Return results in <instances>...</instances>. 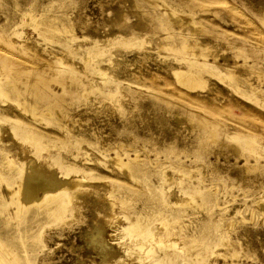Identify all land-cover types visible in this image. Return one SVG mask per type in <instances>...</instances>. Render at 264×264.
<instances>
[{"label": "rangeland", "instance_id": "rangeland-1", "mask_svg": "<svg viewBox=\"0 0 264 264\" xmlns=\"http://www.w3.org/2000/svg\"><path fill=\"white\" fill-rule=\"evenodd\" d=\"M167 1L200 28L173 23L151 0H0V83L18 93L0 95L1 264H117L115 249L134 243L125 227L142 209L154 213L156 232L137 238L144 264L166 247L156 242L161 236L180 243L163 264H264V102L247 96L252 85L264 91V0ZM52 26V39L38 34ZM181 30L212 41L206 59L215 72L246 61L238 85L206 69L205 83L182 82L172 68L194 55L159 48L181 47ZM116 153L135 158L133 175L111 159ZM30 156L48 174H81L87 191L63 198V213L48 202L19 209L8 183L21 179ZM160 170L175 180L162 182ZM197 188L204 202L197 195L194 204L176 203Z\"/></svg>", "mask_w": 264, "mask_h": 264}, {"label": "bare ground", "instance_id": "bare-ground-1", "mask_svg": "<svg viewBox=\"0 0 264 264\" xmlns=\"http://www.w3.org/2000/svg\"><path fill=\"white\" fill-rule=\"evenodd\" d=\"M152 2H154L156 5H158L159 7L162 8V11H163V14H165L166 18L170 21H172L173 23H177V24H180V26H183L184 24L186 23H191L193 25H195V29H199L200 26H197L193 20L191 18H189L188 16L182 14L175 6L171 5L167 0H151ZM29 18H32V15L29 13L28 14ZM160 16H158V18H160ZM26 18V17H25ZM36 21V20H35ZM38 26L40 24V22L37 23ZM22 25V24H21ZM64 29L63 31L67 34V33H71V29L70 26H67L66 24L64 25ZM179 26V25H178ZM161 28L162 29H167L165 27L164 24L161 25ZM181 28V27H180ZM54 29V26L51 27V29H40V34L41 36H44L46 38H49V39H52L53 37L51 36V31ZM60 30V29H59ZM142 27H139V29H137L136 27L134 28V31H142ZM130 31V30H129ZM128 31V32H129ZM132 31V30H131ZM192 33H195L196 31H192L190 30ZM200 31V30H199ZM198 31V32H199ZM203 31V30H202ZM39 32V31H38ZM191 32H189L191 34ZM205 32V31H204ZM132 33V32H131ZM181 33H182V30H181ZM73 34V33H71ZM69 35L67 34L70 38V41L71 39H74L75 36L73 35ZM196 34V33H195ZM173 34L171 35H166L165 38L167 40H170V38L172 37ZM182 37V43H181V47H175L173 46L172 47V44L169 42V41H161V43L159 44V48L160 49H164V48H173V49H183L187 52H189L190 54L194 55L192 57H188V58H184L182 59L181 62H179L180 65L178 66H174L172 69L175 73L179 74L182 80V82H184L186 85H188L189 87H195V86H198V85H201L203 83H205L207 81V79L203 76V71L204 69H206L211 75H217L218 77H221L223 75L222 78H228L231 82H235L237 85H238V80H239V77H240V72L238 70L239 67H242L243 65L246 64V61L240 63L238 60H235L233 64H227V66L225 67V72H215V70L213 69V67L211 65L208 64L207 62V51L209 52L210 49H212V41H207L206 39L203 40L201 39L199 36H196V35H186V33H182L181 35ZM67 39V38H66ZM172 39V38H171ZM69 40V39H67ZM75 40V39H74ZM73 41V40H72ZM71 41V42H72ZM74 42V41H73ZM158 48V49H159ZM216 49V48H215ZM224 49V48H223ZM227 49V47L225 48ZM2 50V49H1ZM184 51V52H185ZM8 53V52H7ZM102 53V52H101ZM210 53V52H209ZM213 53V52H212ZM211 53V54H212ZM215 53V52H214ZM217 53V52H216ZM219 53V52H218ZM89 54V53H88ZM99 53L93 55L92 56H89L87 58V60H91V58L93 57H96L98 56ZM102 55V54H101ZM213 55V54H212ZM190 56V55H189ZM218 55L216 54L215 55V59ZM214 57V56H213ZM236 57H237V54H236ZM246 59V58H245ZM213 60V59H212ZM109 62H111L112 60L111 59H108ZM107 61V62H108ZM179 61V60H177ZM215 61V60H214ZM99 62H95L94 64H96L95 66V72L102 78V80H106L107 78V74H106V71L103 70L102 68H100L99 66H97ZM252 65V64H250ZM251 70V69H250ZM252 73V72H251ZM242 75V74H241ZM245 76V75H244ZM259 76V75H258ZM246 77V76H245ZM250 78V76H249ZM248 78V79H249ZM259 78V77H258ZM227 79V80H228ZM260 79V78H259ZM237 81V82H236ZM252 85V84H251ZM96 86V85H95ZM27 87V86H26ZM97 87V86H96ZM100 89V88H99ZM91 90V89H90ZM182 91V90H181ZM14 91L11 90L10 88H8L7 86L3 85L2 83H0V95L3 93V94H6L5 96L7 97L8 94H11L12 96L16 95L18 96V93H13ZM264 92V91H263ZM262 90L258 89V88H254V86L252 85V89H250V92L247 93V96L248 98L250 99H261L263 102H264V98L262 97H259L260 94L263 93ZM8 93V94H7ZM182 95V94H181ZM10 97V95H8ZM246 96V98H247ZM191 99V98H190ZM19 103L20 101L17 100ZM183 101V100H182ZM187 103V102H186ZM33 105V104H32ZM194 105V104H193ZM25 108V107H24ZM36 109V108H35ZM25 110H27L28 112H31L33 113L34 115L37 114V112L33 109V108H25ZM209 112H212L213 111V107H210L208 109ZM253 112V111H252ZM251 112V113H252ZM246 113V112H245ZM255 113L254 115L253 114H250L249 113H246L247 116L249 118H251L252 120H257L259 121L261 119V117L257 114V112H253ZM205 117H210L209 114H206ZM11 127V126H10ZM15 128V127H14ZM235 137V136H234ZM3 138V137H2ZM213 138H210L209 140L206 139V141H210L212 140ZM200 142H204V140L202 138H199L198 139ZM214 140V139H213ZM221 142V141H220ZM219 142V143H220ZM223 143V141H222ZM230 143V142H229ZM224 144V143H223ZM231 144V143H230ZM229 144V145H230ZM239 148V147H238ZM241 150V149H240ZM27 156V155H26ZM138 156V155H137ZM123 157V156H122ZM118 153H116V155L113 157H111V159L120 167L121 170H123V172H125V174H128V175H133V172H134V169H135V165H131V161L134 160L135 158H129L128 161H124L123 158H122ZM37 160V159H36ZM36 160L34 158H32L31 156L28 157V162H25L28 167L25 169V171H20L22 172V175L19 176L21 179H17V181H11L10 183H8V191L10 192V194L12 195V197H15L16 198V201H18V208L20 209H26L27 207H29V205L32 203H40V204H43V203H54L56 206L52 207L50 206L48 209L53 211V212H58V213H63L66 211L67 209V206L66 204H64L63 202V198L67 200V202L69 200H72L73 198H76L78 196H80L81 194L85 193L87 190H86V187L87 185H85L86 187L83 186V182L85 181V177L82 176L80 174V176H72L71 177H63V176H68V174L66 175H63L62 177H59L56 175V173H52L51 170L50 172L51 173H47L49 171L48 168L47 170H45V168L43 169L44 163H37ZM39 160V159H38ZM247 164V163H246ZM48 165V164H47ZM82 165H79L75 168H80ZM247 166V165H246ZM48 167V166H47ZM245 167V166H244ZM55 168V167H54ZM165 168V167H164ZM88 170H93L95 169V167H88L87 168ZM163 169V168H162ZM259 169V168H258ZM77 170V169H76ZM165 170V169H164ZM163 170V171H164ZM162 170H160L161 172ZM162 171V172H163ZM69 172V171H68ZM181 172V171H180ZM161 180L162 182H167V184L172 181L173 179L175 180L173 174L171 173H168V172H163L162 175H161ZM160 180V181H161ZM173 180V181H174ZM172 181V182H173ZM17 184V188H14V184ZM108 183V181H107ZM165 184V183H164ZM81 185L80 188H78L79 186ZM163 185V184H162ZM83 186V187H82ZM93 186H96V185H93ZM89 187V186H88ZM160 187H161V184H160ZM164 187V186H163ZM91 188V187H90ZM89 188V189H90ZM163 189V188H161ZM164 190V189H163ZM91 191V190H89ZM166 192L165 191H162V196H163V193ZM172 192V191H171ZM174 192V191H173ZM172 192V193H173ZM176 192V191H175ZM204 191L201 190V189H194L193 191V194L194 196L192 197L193 199H186L187 196L183 197L185 199H183L182 197L181 198H177V202L176 203H179V204H187V203H190V202H193L192 204H194V202L197 200L195 199L197 197V195H201L203 197V202L206 200L205 198V194L203 193ZM101 196V195H100ZM105 196V195H104ZM103 195L100 197L102 198ZM163 198V202L165 204H167V206L169 205L168 204V201H167V198L166 197H162ZM103 199V198H102ZM107 201V200H106ZM71 202V201H69ZM105 202V201H104ZM110 202V201H109ZM197 203V202H196ZM195 203V204H196ZM108 204V203H107ZM112 204V203H111ZM164 204V205H165ZM171 205V203H170ZM173 205V204H172ZM171 205V206H172ZM45 206V205H44ZM112 206H114L112 204ZM105 207V205H104ZM109 207V206H108ZM166 207V206H165ZM72 208V207H71ZM18 209V210H19ZM29 209V208H28ZM47 209V210H48ZM106 209V208H105ZM110 209V210H109ZM113 208L110 207L108 208L107 211H109V215L111 214L110 217H112V223H116L117 222V219H118V216L117 215H114L113 213ZM262 209L264 210V203H262ZM17 210V212H18ZM162 213V211L160 212V214ZM153 214L154 213H151V212H146L144 211L143 209L140 210V212H138L134 217H132L129 225H127L125 227V229L127 230H131L133 233H134V236L136 237L135 240H134V243L132 245H130L128 242L126 241H119L118 243V246L119 248L118 249H115L117 252H115L114 254V257L112 259V256H111V259L112 263H114V259H119V257H121L122 259H120L117 264H130V258H132V255L135 256L133 259H134V263L133 264H144L146 259H144L145 257L142 256L141 254L143 253V251L145 250V244L142 242V240L140 239H137L139 237H143V239L145 238L147 240V238L150 240V238H155L156 236V232H152L150 231L151 229L153 230V228L151 227L152 226V222H153ZM107 220H109V218ZM111 219V218H110ZM10 220V219H9ZM109 223V222H108ZM107 224V222L105 223ZM104 224V225H105ZM162 224L165 226V227H168L170 225V223L166 220V219H163L162 220ZM108 225V224H107ZM113 225V224H112ZM111 225V226H112ZM118 225V224H116ZM106 226V225H105ZM105 226H103V228H105ZM114 228V227H113ZM117 228V227H116ZM106 229V228H105ZM104 229V231H105ZM103 230V229H102ZM129 232V231H128ZM132 233V234H133ZM92 236V235H91ZM150 237V238H149ZM157 237H159L157 235ZM91 238V237H90ZM94 238V237H93ZM93 238H92V241H93ZM109 240V239H108ZM128 241V240H127ZM96 243V240L94 238V241ZM112 242V241H111ZM133 242V241H132ZM152 242V241H151ZM157 243H159L158 245H161V246H166L165 248L162 249V251H160L157 255V259H156V262L154 264H163L164 260L166 259H169L171 256H172V253L170 254L169 251H177L176 248L178 246V244H180L178 242V239L174 238V237H163L161 236L160 237V240L156 241ZM178 243V244H177ZM154 244V242H153ZM148 245V244H147ZM102 246V244H101ZM100 246V248H101ZM160 246V247H161ZM109 247V246H108ZM113 247V245H112ZM102 249V248H101ZM109 249V248H108ZM179 249V247H178ZM198 247L196 248L193 247L192 250L195 251V254H194V258H195V255L196 257L200 255V250L198 251L197 250ZM125 250L126 252L128 253V251L130 252V255L128 257V255L126 254L125 256ZM180 250V249H179ZM190 251V250H189ZM137 252V254L135 253ZM174 252V253H175ZM108 253V252H107ZM111 253V252H109ZM114 253V252H113ZM135 253V254H134ZM158 253V252H157ZM144 254V253H143ZM176 254V253H175ZM10 256V255H9ZM109 256V257H110ZM14 259V258H13ZM106 258H104L103 260H105ZM108 259V258H107ZM106 259V260H107ZM128 259V260H127ZM8 261L7 258H3L0 256V264L3 262V261ZM132 260V259H131ZM148 262L150 261L149 259L147 260ZM146 261V262H147ZM142 262V263H141ZM168 263V261L166 262ZM7 264V263H6ZM115 264V263H114Z\"/></svg>", "mask_w": 264, "mask_h": 264}]
</instances>
